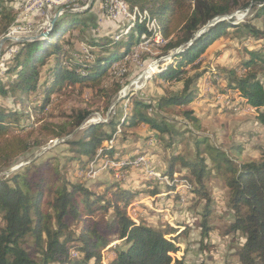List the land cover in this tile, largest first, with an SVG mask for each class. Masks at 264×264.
<instances>
[{
	"label": "trees",
	"instance_id": "obj_1",
	"mask_svg": "<svg viewBox=\"0 0 264 264\" xmlns=\"http://www.w3.org/2000/svg\"><path fill=\"white\" fill-rule=\"evenodd\" d=\"M125 1L148 12L156 24L154 33L146 30L143 23L136 22L133 26L122 25L114 34H88L95 26L91 18L84 17L83 13L65 12L57 17L48 36L15 43L14 53L3 58L0 169L29 147L33 130L25 131L26 126L21 124L23 117L30 116L35 109L43 111L50 97L68 83L90 85L97 91L103 89L105 79L121 69L122 61H117L136 44L151 40L154 34L158 33L163 42L156 44L160 46L159 55L170 57L168 64L154 73L158 72L156 75L165 80L183 81L178 92L164 91L156 102L155 111L184 106L197 97L191 84L199 74L188 76L186 66L196 67L200 54L227 29H235L239 35L264 38V29L249 22L234 24L232 17H224L232 12L237 0ZM250 4L255 16L262 17L264 24V0H249L243 5ZM15 20L11 10L1 4L0 36ZM203 27L205 30L195 37ZM77 42L80 46L75 44ZM178 48L180 50L176 51ZM86 51L90 54H85ZM4 54L1 53L0 58ZM246 54L247 58L241 62L243 73L238 74L235 69L227 72L223 87L237 93L243 103L256 109L259 121L264 124V49H246ZM38 85L42 92L40 105L30 98ZM115 86L116 89L122 87L118 82ZM150 108H153L150 102L130 99L122 118L89 124L78 138L65 142L79 162H82L81 156H87L89 163L100 152L99 163L104 158L120 163L109 169L112 175L117 171L125 172L131 166V156L118 157L114 144L109 141L116 138L117 126L146 124L160 140L167 137L166 146L178 135L164 117L148 113ZM183 114L196 122L192 110L184 109ZM85 117V114L79 115L76 125ZM39 129L42 134L56 136L51 124H43ZM231 151L239 153L240 144L224 151L210 147L207 157L199 154L193 160L172 155L161 176H169L173 181L165 184L168 190L174 187L176 179L183 180L190 186L187 191L203 201L200 226L201 234L207 235L214 227L207 222L213 210V197L206 186L211 171L208 159L227 190L225 205L231 220L222 235L234 232L243 235V243L233 254L238 264H264V151L257 159L244 162L229 158ZM176 164L186 169L185 174L173 176ZM46 165L47 162L38 165V174L30 173L32 166H28L6 178L0 177V264H186L183 257L175 256L179 249L175 242L180 235L171 236L178 231L175 227L170 224L152 226L130 215L129 206L139 190L123 186L118 179L88 185L59 175L57 169L53 172L57 175L50 179L43 172ZM143 191L156 194L154 189ZM106 252L110 254L105 255Z\"/></svg>",
	"mask_w": 264,
	"mask_h": 264
},
{
	"label": "rangeland",
	"instance_id": "obj_2",
	"mask_svg": "<svg viewBox=\"0 0 264 264\" xmlns=\"http://www.w3.org/2000/svg\"><path fill=\"white\" fill-rule=\"evenodd\" d=\"M18 1L0 0V5L3 4L11 10L14 20L15 18L17 20L20 13ZM246 1L249 0H237V3L233 4L232 12L224 17L227 19L232 17L234 24L249 22L264 29L262 17L255 16L254 7L251 4L244 7ZM85 2L86 0L79 2L78 5L84 6ZM76 12L83 13L84 17L94 21L93 33L88 30V34H97L99 23L102 33L117 32L109 19L102 22L98 20L97 0L95 3L92 0L86 8ZM32 20L33 27H37L43 21L42 17H35ZM15 24L16 22H13L11 26ZM9 28L4 34H8ZM15 43L9 39L2 45L1 53L5 54L1 56L2 59L0 58V68L5 62L3 58L14 53ZM79 43L75 44L80 46ZM137 45L139 44L135 46ZM135 46L117 61V63L122 61L121 69L105 79L102 83L103 89L97 91L90 85L78 86L68 83L50 97L43 111L37 112L35 109L30 116L23 117L21 124L26 126L25 131L33 130L29 136V147L8 166L0 169V177L6 178L28 166H32L30 173L38 174V165L47 162L43 172L50 179L57 175L53 173L57 169L59 175L88 185L96 181L121 180L123 186L140 191L129 206V213L133 219H143L145 223L156 227L170 224L178 230L171 235L180 234L175 242L179 248L175 253L176 257H183L186 264H238L233 254L243 243L244 237L240 232L222 235L225 225L231 220V215L226 212L227 190L213 164L211 165L207 159L211 171L206 186L213 197V210L207 222L214 227H211L204 236L201 234L200 226L203 201H198L190 191H187L190 186L183 180L176 179L174 187L168 190L165 184L173 181L169 176L165 175L164 178L161 175L168 168L172 155H181L185 159L193 160L199 154L207 157L210 147L224 151L234 144H240L241 151L239 153L231 151L229 158L235 162H244L257 159L261 151H264V124L259 121L258 112L243 103L237 93L223 87L227 82V72L235 69L238 74L243 73L241 62L247 58L246 49H264V38L239 35L235 29H227L200 54L195 61L196 67H191V64L186 66L188 76L194 77L199 74L191 84V88L197 91V97L187 105L169 106L157 111L154 107L164 91L178 92L183 81L165 80L156 75L158 72L154 73L157 68L158 70L164 68L170 60L169 56L159 55L160 46L148 44L146 47H150V52H138L137 57H132ZM10 48L13 49L8 53ZM85 54L90 53L86 51ZM154 56L157 57L152 59ZM149 65H152V68H149ZM123 72L125 74L120 75ZM117 82L122 85L120 89H116ZM30 98L34 104L40 105L42 101L40 85ZM130 99L150 102L153 108L147 112H155L158 117H164L178 131V135L169 146H166L167 137L160 140L155 133L149 136L147 133L150 128L145 124L128 128L117 126L116 138L110 141L114 144V153L118 157L122 155L123 158L131 156V164L139 163L145 156L151 162L146 167L147 170L142 166H130L125 172L117 171L112 175L109 169L120 163L104 158L99 163V170L102 173L93 177L80 176L90 164L87 162L88 157L81 156L82 162L76 160V156L70 151L71 147L65 141L78 138L81 130L89 124H104L109 118H122L127 112L126 105ZM226 108H230L231 111ZM184 109L192 110L196 122H192L183 114ZM81 114H85L86 117L77 126L75 122ZM43 124H51L56 136L40 133L39 127ZM185 172L184 167L176 164L173 176L177 177ZM152 189L156 190L155 195L143 191ZM114 243L117 244L118 241Z\"/></svg>",
	"mask_w": 264,
	"mask_h": 264
},
{
	"label": "built area",
	"instance_id": "obj_3",
	"mask_svg": "<svg viewBox=\"0 0 264 264\" xmlns=\"http://www.w3.org/2000/svg\"><path fill=\"white\" fill-rule=\"evenodd\" d=\"M84 1L85 0H19V8H23V19L17 20L13 31L24 32L25 35L39 33L46 26L49 17H52L54 13L60 10L54 9V2H61V10H81L88 6V0H86L84 6L78 5L79 2ZM97 16L98 20L101 22L108 19L112 21L117 30H120V24H127L128 15H126L124 12V5L122 4L121 0H97ZM31 17H42L43 21L38 24L37 27H33V24L31 22L32 20H29ZM97 34H104L101 32L100 23L97 24ZM17 36L22 35L20 34ZM12 49L13 48H10L8 53H10V50ZM142 51H146L145 53H148L150 52V47H146V43L145 45H137L135 46V49L132 50L131 56L137 57L138 52ZM149 68H152V65H149ZM222 96L224 97V95ZM98 153L96 154V156H94V158L90 160V164L86 167L85 173L80 176L84 177L85 175H87L88 177H93L98 173H102V171L99 170ZM150 163L151 162L147 160L145 156H143L142 161H139V163L136 164H131V166H142L147 170L146 167Z\"/></svg>",
	"mask_w": 264,
	"mask_h": 264
},
{
	"label": "bare ground",
	"instance_id": "obj_4",
	"mask_svg": "<svg viewBox=\"0 0 264 264\" xmlns=\"http://www.w3.org/2000/svg\"><path fill=\"white\" fill-rule=\"evenodd\" d=\"M121 2L124 5L125 14L128 15L127 16V24L128 25L133 26V24L136 22L137 23H143L146 30L151 31L153 33L155 32V30H156L155 21L149 17L148 12L146 10H140L137 6H130L125 0H121ZM54 9H61V2H54ZM54 15H55V13L53 14V16ZM20 17H23V8H20V13L17 16V20ZM52 17H49L46 25L49 23V21L51 20ZM17 20H15V22H17ZM15 25H13L9 28V31L7 32L8 34L11 31H13ZM122 25H124V24H121V26ZM161 41H162V39H161L160 35L157 33V34H154V37L151 40H146V41L140 43L139 45H145V43H146V46L148 44L154 45V44L160 43ZM13 51H15V50H13ZM110 166H112V165H110Z\"/></svg>",
	"mask_w": 264,
	"mask_h": 264
},
{
	"label": "water",
	"instance_id": "obj_5",
	"mask_svg": "<svg viewBox=\"0 0 264 264\" xmlns=\"http://www.w3.org/2000/svg\"><path fill=\"white\" fill-rule=\"evenodd\" d=\"M91 2H92V0H88V5H90ZM76 11H80V10H64V9L61 10L60 9L59 11H57L55 13V15L49 21V23L43 28V30L40 31L39 33L34 34V35H25L24 32H14V31H11L9 34L2 35L1 38H0V55H1L2 45L7 40L11 39L12 41H14L16 43H21V42H24V41H33V40L43 39L46 36H48L49 32L52 29V26H53L55 20L57 19V17L59 15L65 13V12H76ZM204 30H205V27H203L201 30H199L195 37L199 36ZM19 33L22 36H17V35H20ZM179 50H180V48H178L176 51H179Z\"/></svg>",
	"mask_w": 264,
	"mask_h": 264
},
{
	"label": "crops",
	"instance_id": "obj_6",
	"mask_svg": "<svg viewBox=\"0 0 264 264\" xmlns=\"http://www.w3.org/2000/svg\"><path fill=\"white\" fill-rule=\"evenodd\" d=\"M21 19H23V17H21L20 18V20ZM32 19H34V17H31L29 20H32ZM33 21V20H32ZM80 44V43H79ZM238 95V94H237ZM238 97L241 99V97L238 95ZM262 108H260V110H261ZM253 110H256V109H253ZM257 111V110H256ZM139 125H144L143 123H141V124H139ZM139 125H137V126H139ZM146 125V124H145ZM133 127H136V126H133ZM155 133V131L154 130H152V129H149V131H148V133L147 134H149V136L150 135H153ZM156 134V133H155ZM156 136H157V134H156ZM149 141H150V139H149ZM108 181V180H107ZM110 253L109 252H106V255H109Z\"/></svg>",
	"mask_w": 264,
	"mask_h": 264
}]
</instances>
